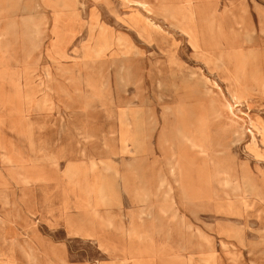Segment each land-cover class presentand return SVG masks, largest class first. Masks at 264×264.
<instances>
[{"label":"rangeland","instance_id":"obj_1","mask_svg":"<svg viewBox=\"0 0 264 264\" xmlns=\"http://www.w3.org/2000/svg\"><path fill=\"white\" fill-rule=\"evenodd\" d=\"M207 254L264 264V0H0V264Z\"/></svg>","mask_w":264,"mask_h":264},{"label":"crops","instance_id":"obj_2","mask_svg":"<svg viewBox=\"0 0 264 264\" xmlns=\"http://www.w3.org/2000/svg\"><path fill=\"white\" fill-rule=\"evenodd\" d=\"M183 29H185V31L190 33V34H194V28L192 27V25L187 26L186 28L181 27V30H183ZM77 175H78L77 170L70 167L68 172H67V177L69 180L73 181L74 185H76V186H78V183H79V179H78ZM85 193L88 194V192H85ZM99 195H100L99 200H101V201H106L109 199L106 193L100 192ZM83 200H84V198H83ZM78 205H80V207H81L83 205V202L81 201ZM69 223L71 224V222H69ZM229 232H232L234 234L237 233L238 235H241L237 229L232 228V227H230V228L227 227V228H223L220 230V233H223L227 238H233L234 241L236 242L234 237L228 235ZM134 264H143V263L138 261V262H135ZM199 264H216V258L212 254L204 255L202 257V259L200 260Z\"/></svg>","mask_w":264,"mask_h":264},{"label":"bare ground","instance_id":"obj_3","mask_svg":"<svg viewBox=\"0 0 264 264\" xmlns=\"http://www.w3.org/2000/svg\"><path fill=\"white\" fill-rule=\"evenodd\" d=\"M145 5V4H144ZM179 11V10H178ZM154 12V11H153ZM158 12V11H157ZM156 14H159V13H156ZM180 15V14H179ZM177 16V15H176ZM174 17V16H173ZM180 17V16H179ZM183 31H185V29H183ZM219 90V89H218ZM211 91V90H210ZM213 92V91H212ZM213 94V93H212ZM219 94V93H218ZM222 94V93H221ZM226 98V97H225ZM222 106V105H221ZM219 107V106H218ZM221 114H222V112H221ZM232 114V113H231ZM239 120V119H238ZM209 160V159H208ZM215 161V160H214ZM209 163V162H208ZM214 165L215 164H218V163H213ZM215 167H217V166H215ZM220 169V168H219ZM214 170V169H213ZM213 177V176H212ZM216 179V178H215ZM214 180V179H213ZM218 180V179H217ZM220 180V179H219ZM218 180V181H219ZM221 181V180H220ZM222 181H224V180H222ZM219 183V182H218ZM222 184V183H221ZM225 184V183H224ZM213 185V184H212ZM213 187V186H212ZM258 190V189H257ZM227 193V192H226ZM256 193V192H255ZM215 194V193H214ZM227 210V209H226ZM232 212V211H231ZM228 213H229V211H228Z\"/></svg>","mask_w":264,"mask_h":264}]
</instances>
